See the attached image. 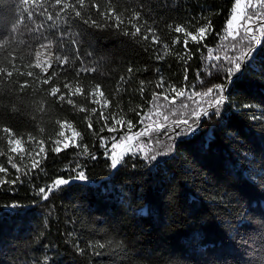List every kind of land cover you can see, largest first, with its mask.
Segmentation results:
<instances>
[{
    "label": "trees",
    "instance_id": "obj_1",
    "mask_svg": "<svg viewBox=\"0 0 264 264\" xmlns=\"http://www.w3.org/2000/svg\"><path fill=\"white\" fill-rule=\"evenodd\" d=\"M235 2L0 0V264H264V0L260 46L227 33ZM17 39L79 69L43 75ZM218 85L220 116L175 136Z\"/></svg>",
    "mask_w": 264,
    "mask_h": 264
},
{
    "label": "rangeland",
    "instance_id": "obj_2",
    "mask_svg": "<svg viewBox=\"0 0 264 264\" xmlns=\"http://www.w3.org/2000/svg\"><path fill=\"white\" fill-rule=\"evenodd\" d=\"M247 8L248 0H239V2L236 0L228 21V34L235 33L240 27L246 32V28L253 26L251 19L247 17ZM247 34L252 36V33ZM11 50L17 51L30 65L39 68L43 75L51 76L59 70H65L72 76L80 66L78 56L73 51H63L60 55H54L47 46L41 47L40 45L30 44L22 39H17L11 46ZM148 125L149 127H153L151 123ZM134 138L135 135H130L126 141L118 145L116 151L113 152L114 155L112 154V158L117 159L123 155L127 151L128 143L130 144ZM73 142H75V133L71 129H68L62 136L60 145L64 146L65 143L68 145ZM12 145L14 148H18V145L13 141Z\"/></svg>",
    "mask_w": 264,
    "mask_h": 264
},
{
    "label": "snow or ice",
    "instance_id": "obj_3",
    "mask_svg": "<svg viewBox=\"0 0 264 264\" xmlns=\"http://www.w3.org/2000/svg\"><path fill=\"white\" fill-rule=\"evenodd\" d=\"M60 2H61V0H56L57 4H59ZM237 2H239V0H237ZM25 3H27V0H25ZM81 3H83V0H81ZM76 15L80 16V12H76ZM136 31L139 32V28H137ZM176 31L180 32V31H182V29L180 27H177ZM203 31L204 30L201 29L202 33H203ZM246 32L247 33H253L252 27L246 28ZM251 39L255 40L257 46H260L262 44V41L260 39H257L254 33L252 34ZM253 52H254V49L249 47L248 51L244 54V60L247 61L253 55ZM240 68H241V63L239 62V60H237V62H235V70L239 71ZM227 72H228L230 78L235 74L232 68H228ZM9 75H11V73H9ZM30 75H31V73H30ZM45 83H48V81L46 80ZM217 90L221 93V95L219 97H217V98H214L209 103L208 109H205V110H203L201 112H194L193 116L195 117V120L193 122H190L187 119H184L182 121H177L176 128L178 130L174 133L175 136H180L181 134L191 135L192 133H194L199 127V123H200L201 117L208 118L210 120L213 115H215L217 117L220 116V114H221V106L226 102V97L224 95H222V93H224L226 91V85H218L217 86ZM56 91H57L56 89H53V94H55ZM212 92H213V89L210 88V89H208V93L207 94H210ZM181 125H183V127H181ZM6 131H7V129H6ZM61 135H63V133H61ZM57 143H59V141ZM64 146L67 147L68 146L67 143H65ZM113 147H116V145H113ZM12 151L15 152L16 149H12ZM54 151L59 152V151H61V149L59 147H57V148L54 149ZM155 157L156 156L153 155L151 157V160L155 159ZM92 158L95 159L96 157L92 156ZM122 161H123V158H121L120 160H117V159H114V158L111 159V167L112 168L115 167L117 164L121 163ZM35 166L36 165L34 164L33 167H35ZM12 167L15 168L16 164L13 163ZM6 171L7 170L5 168L0 167V172H6ZM76 178L81 180V181L85 180V178H86L85 177V173L83 171H80ZM6 182H8V181H0V183H6ZM69 182H70L69 179L60 178V179H57L55 181V184L57 186H63V185H66ZM12 183H14V181H12ZM48 191H52V189H49ZM40 192L44 193L45 189L41 188ZM45 198H47V197H45Z\"/></svg>",
    "mask_w": 264,
    "mask_h": 264
},
{
    "label": "water",
    "instance_id": "obj_4",
    "mask_svg": "<svg viewBox=\"0 0 264 264\" xmlns=\"http://www.w3.org/2000/svg\"><path fill=\"white\" fill-rule=\"evenodd\" d=\"M125 143V142H124Z\"/></svg>",
    "mask_w": 264,
    "mask_h": 264
}]
</instances>
